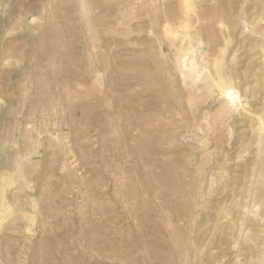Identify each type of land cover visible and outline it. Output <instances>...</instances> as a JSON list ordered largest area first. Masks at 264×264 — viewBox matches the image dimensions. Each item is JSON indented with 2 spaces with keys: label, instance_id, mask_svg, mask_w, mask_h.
<instances>
[{
  "label": "rangeland",
  "instance_id": "1",
  "mask_svg": "<svg viewBox=\"0 0 264 264\" xmlns=\"http://www.w3.org/2000/svg\"><path fill=\"white\" fill-rule=\"evenodd\" d=\"M0 264H264V0H0Z\"/></svg>",
  "mask_w": 264,
  "mask_h": 264
},
{
  "label": "bare ground",
  "instance_id": "2",
  "mask_svg": "<svg viewBox=\"0 0 264 264\" xmlns=\"http://www.w3.org/2000/svg\"><path fill=\"white\" fill-rule=\"evenodd\" d=\"M225 98V97H224Z\"/></svg>",
  "mask_w": 264,
  "mask_h": 264
}]
</instances>
